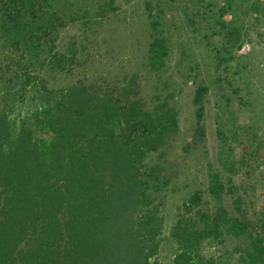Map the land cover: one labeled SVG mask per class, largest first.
Wrapping results in <instances>:
<instances>
[{
	"label": "trees",
	"instance_id": "16d2710c",
	"mask_svg": "<svg viewBox=\"0 0 264 264\" xmlns=\"http://www.w3.org/2000/svg\"><path fill=\"white\" fill-rule=\"evenodd\" d=\"M115 11V0H0V264H224L203 246L228 240L233 264H264V208H249L233 181L243 169L264 197V135L256 116L241 124L236 111L251 95L219 74L194 89L185 148L207 162L208 179L165 237L156 200L173 190L162 159L179 132L174 95L145 105L136 76L119 86L50 81L85 65L82 36ZM145 11L146 68L161 75L168 20L210 42L220 67L249 41V20L264 19V0H146ZM72 27L82 36L64 42ZM211 88L221 169L209 164L203 121Z\"/></svg>",
	"mask_w": 264,
	"mask_h": 264
},
{
	"label": "rangeland",
	"instance_id": "374dc122",
	"mask_svg": "<svg viewBox=\"0 0 264 264\" xmlns=\"http://www.w3.org/2000/svg\"><path fill=\"white\" fill-rule=\"evenodd\" d=\"M145 1L115 0L116 11L108 15L106 21L101 23L99 28L94 29L91 35L82 36L78 27L63 31L64 42L73 34L82 36L84 47L89 50V60L72 74H57L50 81L56 86L77 80L87 84L103 83L119 86L131 76H136L139 79L136 97L145 105L154 94L174 95V100L180 109L179 132L162 159L173 181V190L156 200L160 206L163 234L166 237L175 218L184 210L182 202L185 195L193 190L203 191L208 179L207 162L185 148L190 137V123L194 109L191 98L196 86L200 82L216 79L217 74L221 79L232 81L241 88L242 94L252 96L250 107L238 106L236 110L238 122L248 124L249 117L256 116L260 133L264 135V19L253 17L249 20V41L236 54L235 61L227 65L222 64L220 67L216 65L217 61L210 42L196 43L192 39L191 31L183 28L180 23L173 25L168 20L166 26L164 25L170 47L166 71L161 75H154L148 72L145 64L149 42ZM235 69L238 70L237 74L234 73ZM227 83L228 81H224V86ZM214 99L215 90L211 88L207 96L203 121L208 161L212 169H219L218 144L212 113ZM236 156L239 157L240 154L236 153ZM148 160L149 163H153L157 161V156H150ZM233 181L240 186L239 193L249 208L252 210L264 208L262 193L258 188L254 190V179L247 180L243 169H237ZM224 204L228 211L232 212L231 198L228 195L225 196ZM208 208H211L210 204ZM234 247L233 240H228L225 245L207 242L203 246V254L207 257H221L224 264H233ZM169 256V250L163 249L162 259L167 260Z\"/></svg>",
	"mask_w": 264,
	"mask_h": 264
}]
</instances>
